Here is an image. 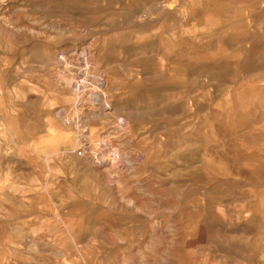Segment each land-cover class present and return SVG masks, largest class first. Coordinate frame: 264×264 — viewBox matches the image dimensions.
Here are the masks:
<instances>
[{
	"label": "rangeland",
	"instance_id": "rangeland-1",
	"mask_svg": "<svg viewBox=\"0 0 264 264\" xmlns=\"http://www.w3.org/2000/svg\"><path fill=\"white\" fill-rule=\"evenodd\" d=\"M0 264H264V0H0Z\"/></svg>",
	"mask_w": 264,
	"mask_h": 264
},
{
	"label": "bare ground",
	"instance_id": "bare-ground-1",
	"mask_svg": "<svg viewBox=\"0 0 264 264\" xmlns=\"http://www.w3.org/2000/svg\"><path fill=\"white\" fill-rule=\"evenodd\" d=\"M67 73H68V72H67ZM69 73H70V72H69ZM66 124H67V123H66ZM83 154H84V153H83ZM99 157H100V156H99ZM94 158H95V157H94ZM92 159H93V158H92ZM100 160H101V159H100ZM100 160L97 158V160H95V161H98V162H99ZM102 160H103V159H102ZM95 161H94V162H95ZM102 162L105 163L106 161L103 160ZM96 163H97V162H96ZM99 163H100V162H99ZM97 164H98V163H97Z\"/></svg>",
	"mask_w": 264,
	"mask_h": 264
}]
</instances>
